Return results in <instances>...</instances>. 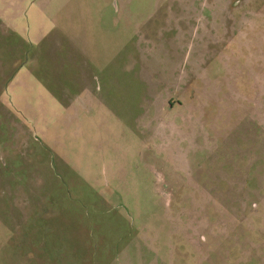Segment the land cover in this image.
<instances>
[{
  "label": "rangeland",
  "instance_id": "374dc122",
  "mask_svg": "<svg viewBox=\"0 0 264 264\" xmlns=\"http://www.w3.org/2000/svg\"><path fill=\"white\" fill-rule=\"evenodd\" d=\"M0 264H264V0H0Z\"/></svg>",
  "mask_w": 264,
  "mask_h": 264
}]
</instances>
